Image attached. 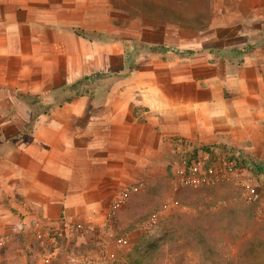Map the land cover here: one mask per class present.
I'll return each mask as SVG.
<instances>
[{
  "label": "crops",
  "instance_id": "0c3cea01",
  "mask_svg": "<svg viewBox=\"0 0 264 264\" xmlns=\"http://www.w3.org/2000/svg\"><path fill=\"white\" fill-rule=\"evenodd\" d=\"M105 5L0 0V231L38 220L31 202L47 216L62 205L75 216L103 203V188L118 186L104 184L103 174L154 161L155 117L168 111L177 119L162 121L163 129L202 142L264 117V0H225L217 10L241 18L206 25L210 37L191 54H154L132 65ZM220 27L236 30L223 35ZM110 29L120 34L77 32ZM94 74L110 82L91 84Z\"/></svg>",
  "mask_w": 264,
  "mask_h": 264
},
{
  "label": "rangeland",
  "instance_id": "374dc122",
  "mask_svg": "<svg viewBox=\"0 0 264 264\" xmlns=\"http://www.w3.org/2000/svg\"><path fill=\"white\" fill-rule=\"evenodd\" d=\"M175 1L183 12L201 18L208 27H213L210 30L241 18L236 13L231 17L226 9L217 10L225 0ZM104 2L107 18L113 24L111 27L117 26V31L123 33L129 65L154 54L172 51L189 55L190 48L208 36L205 33L209 28L206 27L191 28L190 22L181 24L141 14L135 17L124 9L116 10L110 0ZM140 4L144 11L143 2ZM218 30L220 34L230 35L236 28L220 27ZM77 32L105 38L120 34L111 29L106 33ZM261 35L254 39H260ZM212 39L208 38L207 42L212 43ZM262 40L264 42V38ZM241 61V65L247 62ZM262 69L264 72V64ZM261 76L264 82V73L261 72ZM89 82L99 84L110 80L100 81L99 74H94ZM260 87L264 89V86ZM262 95L264 98V91ZM258 116L252 117L246 129L226 133L223 138L227 139L212 142L196 141L163 129L162 121L171 125L177 119L171 111L155 117L153 162L145 168L128 164L123 166L122 172L103 174L102 179L107 178L104 184L116 183L118 186L103 188L106 195L103 203L81 207L75 216L69 215L63 205L47 216L42 206L31 202L30 214L36 212L38 220L33 218L27 228L18 231H0V264H120L129 257L140 239L162 235L175 221L185 225L175 234V241L170 240L163 247L162 255L145 264H231L246 237H255L256 244H264L261 243L264 240V117L259 119ZM64 185L58 180L60 192L66 191ZM206 185L211 190L198 204L187 205L177 198L184 187L198 189ZM202 212L211 213L208 223L215 234V239L202 243L210 251L208 260L204 252L195 251L199 245L192 243L194 249H186L193 231H199L192 218L200 217ZM174 213H184L187 217L173 218ZM52 232H59L66 240L58 242ZM237 234H240L238 240ZM172 242L173 246L170 245ZM177 247L180 250L174 252Z\"/></svg>",
  "mask_w": 264,
  "mask_h": 264
},
{
  "label": "trees",
  "instance_id": "16d2710c",
  "mask_svg": "<svg viewBox=\"0 0 264 264\" xmlns=\"http://www.w3.org/2000/svg\"><path fill=\"white\" fill-rule=\"evenodd\" d=\"M140 1L143 2V6L146 8L144 11L141 9ZM110 2L114 6L126 10L130 15H133L135 17L141 14V16L143 17H158L166 21L180 22L181 24L190 22L191 28H195L196 26L202 28L207 25V23L203 19L198 17H191L190 15L183 12L180 6L176 4L175 0H128L126 2H124V0H110ZM210 190L211 187L207 185L198 189L197 187L193 186L184 187L181 192L177 194V198L187 205L198 204L200 201H203L207 197ZM201 214L202 215H200V217L198 216V218H192V220H194L197 227L199 228V231H193L194 235L192 236V239L187 241L189 245L186 249H194V247H192L191 245L192 243L199 245V249L195 247V251H198L200 253L204 252L203 254L205 256V259L208 260V252L210 251H207L202 243H207L208 241L210 242L211 240L215 239V234L208 223L209 215L211 213L202 212ZM172 217H181L182 219H185L187 215H185L184 213H174ZM188 218H186L185 222L189 220ZM183 226L185 225L181 224V221H175L170 223L169 228L171 229H168V231H164L162 235L158 237H144L140 239L135 244L134 248L132 249L133 251L129 254V257H127V259L120 264H145L149 260L151 261L153 258H156L157 255H162L163 247L169 244L170 240L173 241L175 239V234L178 233V230ZM59 234V232H52V236H54L55 239L58 240V242L65 241L66 237ZM125 234L126 232L123 233V235ZM238 238H240V234L236 235V240H238ZM254 238L255 237L251 238L249 236L245 238V240L239 245L237 256L232 258L231 264H264V244L262 243L264 242V240H260L262 244H256V242L253 241ZM170 245L173 246L174 242L170 243ZM182 246L183 245H180L179 247ZM179 247H177V251L174 252H178L180 250ZM216 253L218 255H221L220 251H217Z\"/></svg>",
  "mask_w": 264,
  "mask_h": 264
},
{
  "label": "built area",
  "instance_id": "2783aa9c",
  "mask_svg": "<svg viewBox=\"0 0 264 264\" xmlns=\"http://www.w3.org/2000/svg\"><path fill=\"white\" fill-rule=\"evenodd\" d=\"M195 182V181H194ZM193 184H195V183H193Z\"/></svg>",
  "mask_w": 264,
  "mask_h": 264
}]
</instances>
